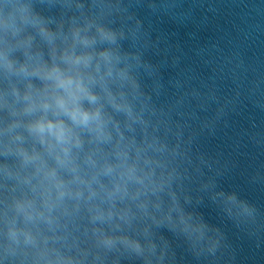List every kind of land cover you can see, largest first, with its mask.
<instances>
[{"label": "clouds", "instance_id": "1", "mask_svg": "<svg viewBox=\"0 0 264 264\" xmlns=\"http://www.w3.org/2000/svg\"><path fill=\"white\" fill-rule=\"evenodd\" d=\"M21 12L24 8L21 6ZM21 19H25L22 15ZM0 25L6 30L12 28L16 31L15 17L12 14H8L3 18H0ZM50 39V37H49ZM74 39H78L80 43L89 45L90 41L86 37H80L79 33H74ZM100 56L104 60H108L107 53H100ZM53 57L55 59V50L53 49ZM59 59L66 65V68H61L59 64L53 62L51 66H48L44 62L37 63L31 70L28 67L21 65L19 71L25 75L36 76L41 81L45 82L43 90L35 89L29 83L28 91L23 95V99L27 102L24 108V112L31 113L37 109L43 110L45 115L41 116L33 122L27 125L30 133L37 135L41 143H46L49 151H53L56 147H59L60 151L64 153V160L59 155L56 156L57 161L65 163L69 154V145L75 143L77 146L80 143L78 135L74 132L73 128L59 119V114L63 113L67 115L73 125L84 126L89 128L90 131L94 130L97 137H107V133L104 130V121L102 120L101 113L98 109L89 111L82 107L81 101L87 99L90 102L96 100V96L90 91L89 85L96 82L97 76L100 81H103L104 74L101 73L100 65L97 63L94 68L96 76L92 73H82L80 67L88 68L92 55L89 53L77 54L74 50H65L60 55ZM5 67L12 70V63L5 58ZM107 74H111V69L107 70ZM13 93L19 97L16 89L13 88ZM52 111L53 115L57 116V119L52 120L47 118V113ZM95 125L94 129L92 125ZM26 160L32 159L29 157L23 149L20 150ZM111 166H108L105 171L111 172ZM72 171L75 172V167H72ZM132 169H128V173H132ZM53 177L55 173H50ZM79 179V177H77ZM56 187L58 189L59 196L65 195V186L63 181L57 180ZM79 195V192H77ZM138 247V246H137Z\"/></svg>", "mask_w": 264, "mask_h": 264}, {"label": "water", "instance_id": "2", "mask_svg": "<svg viewBox=\"0 0 264 264\" xmlns=\"http://www.w3.org/2000/svg\"><path fill=\"white\" fill-rule=\"evenodd\" d=\"M157 264H264V222L198 245Z\"/></svg>", "mask_w": 264, "mask_h": 264}]
</instances>
